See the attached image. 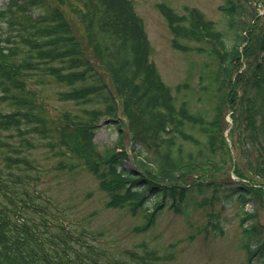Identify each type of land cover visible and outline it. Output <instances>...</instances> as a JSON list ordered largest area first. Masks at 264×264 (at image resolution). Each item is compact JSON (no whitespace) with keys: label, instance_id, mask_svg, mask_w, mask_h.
<instances>
[{"label":"trees","instance_id":"1","mask_svg":"<svg viewBox=\"0 0 264 264\" xmlns=\"http://www.w3.org/2000/svg\"><path fill=\"white\" fill-rule=\"evenodd\" d=\"M259 3L225 0L220 21L157 3L172 47L205 56L189 58L174 86L152 59L134 0L0 7V264H162L166 256L147 241L108 246L94 212L78 216L32 190L44 173L33 155L40 147L59 156L58 170L93 176L106 207L140 210L145 221L134 231L155 225L165 208L196 229L189 238L222 235L215 205L239 201V245L250 264H264V223L245 208L264 202V29L252 35ZM104 118L119 136L102 148L95 137ZM201 205L206 221L193 226Z\"/></svg>","mask_w":264,"mask_h":264},{"label":"rangeland","instance_id":"2","mask_svg":"<svg viewBox=\"0 0 264 264\" xmlns=\"http://www.w3.org/2000/svg\"><path fill=\"white\" fill-rule=\"evenodd\" d=\"M7 1L0 0V7ZM134 1L136 10L144 19L146 31L154 48L152 59L156 63L163 80L174 86L184 79L189 58L201 60L205 59V56L196 52L183 53L172 47L167 22L157 9L156 4L165 2L178 11H182L185 5L195 6L201 9L208 18L220 21L222 15L219 7L225 0ZM257 7L261 19L253 28V36L260 34L264 29V8L261 3L257 4ZM53 101L55 104L62 103L56 99ZM71 106L73 105L71 104ZM52 112L55 113V110ZM230 114L231 111L226 115L229 122L231 121ZM99 125L95 137L96 142L102 148L113 146L119 136L117 127L106 123L105 118ZM228 129L226 131L227 137ZM124 142L129 149L131 144L129 139H125ZM232 154L235 159L239 158L236 148H233ZM33 155L37 157L40 169L44 173L42 180L38 181V185L33 186L32 190L36 189L37 192L41 189L48 196L54 197L55 200L63 204L74 205L71 207L72 212H76L78 216L94 212L95 214L91 217L92 224L107 229L105 241L108 242V246L133 247L138 243L147 241L152 246L158 247L162 255L167 256V254L172 253L168 258L164 257L162 264H250L245 249L239 245L242 234L241 216L238 214L241 207L239 201L225 203L223 204L225 208H222V204L216 203L215 209L220 211L223 221L225 220V233L222 235H213V232H210L208 236L202 233L189 238L190 233L195 232L196 229L189 225L183 215L165 208L159 213L155 225L150 226L145 231H134L133 227L141 225L145 221L140 210L139 213L132 214L126 209L106 207V197L104 192L98 188L97 180L83 170L78 172L58 170L56 164L60 158L55 156L49 148L35 149ZM240 162L244 167L247 166L244 159ZM126 164L130 169L134 166L132 159ZM230 170L231 175L235 176L232 169ZM150 202L152 201L149 200L148 205ZM245 208L246 210H256L258 218L264 223V202L248 203ZM192 211L193 226L206 221V209L202 205L194 207ZM255 264L259 263L256 262Z\"/></svg>","mask_w":264,"mask_h":264}]
</instances>
